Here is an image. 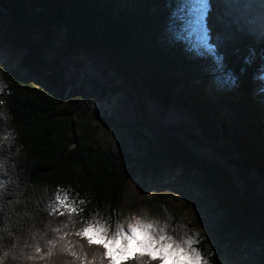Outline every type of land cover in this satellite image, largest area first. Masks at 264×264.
Masks as SVG:
<instances>
[{
	"label": "trees",
	"instance_id": "16d2710c",
	"mask_svg": "<svg viewBox=\"0 0 264 264\" xmlns=\"http://www.w3.org/2000/svg\"><path fill=\"white\" fill-rule=\"evenodd\" d=\"M206 3L209 48L191 40L184 50L173 34L185 17L183 0H0V52L25 50L19 69L3 73L8 87L0 94L6 126L16 133L0 151L14 153L8 174L0 172V247L15 246L20 257L8 264H113L106 253L129 181L167 171L196 177L220 211L198 245L203 264H222L226 244L239 252L264 238V0ZM80 57L102 77L85 83ZM100 93L103 100L125 95L122 109L133 117L124 119L148 145L145 157L98 142L91 104ZM147 102L161 116L181 109L198 133L153 119ZM202 141L225 163L188 148ZM228 166L239 170L242 188ZM58 192L75 212L60 205ZM95 224L104 228L107 249L83 233ZM162 263L134 252L118 264Z\"/></svg>",
	"mask_w": 264,
	"mask_h": 264
},
{
	"label": "rangeland",
	"instance_id": "374dc122",
	"mask_svg": "<svg viewBox=\"0 0 264 264\" xmlns=\"http://www.w3.org/2000/svg\"><path fill=\"white\" fill-rule=\"evenodd\" d=\"M183 1L185 17H183L182 26L173 30V34L180 38L178 40H181L184 50L191 40L202 49H208L207 27L204 21L207 9L206 0ZM24 56V49L14 51L8 48L0 52V81H3V73H10L19 69ZM78 61L84 62L87 66V69L81 72L85 83L89 84L93 79L102 77L101 73L93 70L94 68L88 59L80 57ZM198 68L200 71L211 73L206 66L198 65ZM20 72L23 75H28L26 70H20ZM109 77L110 74L106 76V78ZM208 78L211 79L210 76ZM30 79L36 85L41 83L37 78L30 77ZM116 84L121 85L119 82ZM108 85L113 84L108 83ZM208 86L214 87L212 83ZM262 91L263 89H260L256 93ZM98 98L93 97L91 104L97 112L94 126L98 142L116 154H125L131 157L142 155L145 157L147 153L144 151L148 145L143 147L142 144L138 143L129 123L124 119L126 115L133 117L129 110L122 109L121 104L125 95L121 93L109 100H103L104 98L100 93ZM147 111L150 117L160 120L164 124H184L190 127L194 133H198L193 120L179 108L172 107L168 113L161 116L159 110L147 102ZM188 148L205 160H217L225 163V158H220V154L207 146L205 141L200 142L195 147L188 146ZM229 168L236 175L238 186L242 188L245 183L237 175L239 170L232 166ZM250 178L256 181L255 175L252 174ZM197 180L193 176H182L180 171H167L163 177L156 180H153L152 177L137 175L129 181L126 194L119 206V222L111 240L118 242L116 245L111 243L112 259L115 260V264L122 261L119 258V249L128 243L124 237L132 235L130 229L137 226L138 222L141 226L152 225L151 228L147 229V233L154 241L158 242L155 244L157 249L159 244L172 245L173 248L179 246L183 249L178 264H193L194 261L195 264H203L200 254L199 259H195V254L199 253L198 245L202 237L212 233L215 222L221 216L208 192L196 182ZM258 190L264 194V182L258 184ZM91 228L93 231L89 234L94 239L100 234L105 236L104 228L101 225L95 224ZM96 229H101L102 232L98 233ZM137 236L140 239L144 238V235L139 231ZM161 236L165 237L162 241L160 240ZM132 248L133 253H140L135 244L132 245ZM231 251H235V254ZM145 253L147 254V252ZM221 255L222 264H264V238L261 239L256 236L252 240L246 241L239 252L233 250L230 244H226L221 248ZM184 256H192L194 259L188 261L183 258ZM157 257L159 258V254ZM162 264H177V262L169 257L163 260Z\"/></svg>",
	"mask_w": 264,
	"mask_h": 264
},
{
	"label": "snow or ice",
	"instance_id": "6c2138e0",
	"mask_svg": "<svg viewBox=\"0 0 264 264\" xmlns=\"http://www.w3.org/2000/svg\"><path fill=\"white\" fill-rule=\"evenodd\" d=\"M57 201H59L60 205H64L65 207H68L70 209V211L75 212L76 209L71 207L70 204H66V201H68L69 198H65V199H60L59 197L56 198ZM152 225H146V226H141L140 224H137V226L131 228V236H126L124 237L128 243L126 245H124L123 247H121L119 249L120 252V256L119 258L121 260H127L130 256L133 255V248L132 245L135 244L136 248L139 250L140 255H144L145 252H147V254L149 256L152 257V259H156L158 254H159V259L161 260H165L169 257H172L178 264L179 259L181 258V254L183 253V249L179 248V246L173 248L172 245H164V244H159V248L157 249L155 247V244H157L158 242L154 241L153 238L148 235L147 233V229L151 228ZM93 231V229L91 227H86L83 229V233L87 234L89 232ZM96 231L98 233L102 232L101 229H96ZM141 232L144 235L143 239L138 238L137 236V232ZM78 235L80 233H77ZM164 236L160 237V240H164ZM88 242L91 244L93 243V237L92 236H88ZM97 242L103 244V246L107 249L109 247V241L106 240V238L104 237L103 234H100L97 237ZM111 243L113 245H116L118 242L117 241H111ZM110 258L112 257V251L109 250L106 253ZM185 260L188 261H192L194 259V257L192 256H184L183 257ZM195 259L198 260L199 259V253L195 254ZM113 264H115V260L113 259Z\"/></svg>",
	"mask_w": 264,
	"mask_h": 264
},
{
	"label": "clouds",
	"instance_id": "9594fccd",
	"mask_svg": "<svg viewBox=\"0 0 264 264\" xmlns=\"http://www.w3.org/2000/svg\"><path fill=\"white\" fill-rule=\"evenodd\" d=\"M7 87V84L3 83V81H0V94H3ZM8 94H10V90ZM3 104L4 101H0V106H2ZM9 119L10 116L5 111L0 110V121L4 122L3 125H0V151H6L15 141V130L6 126ZM11 155H14V153L10 155H0V172L5 175L8 174L7 170L10 164ZM57 197H59L60 199H65L68 198V194L58 192L56 194V198ZM81 203H83V201H81ZM9 258H11L12 261L20 260V257L15 250V246L11 249L0 247V264H8ZM193 264H195V261L193 262ZM204 264H208V262L205 260Z\"/></svg>",
	"mask_w": 264,
	"mask_h": 264
}]
</instances>
